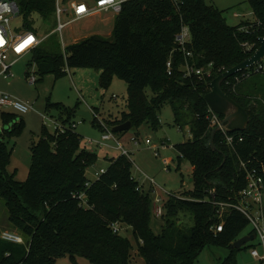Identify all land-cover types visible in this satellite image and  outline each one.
Masks as SVG:
<instances>
[{
  "label": "trees",
  "instance_id": "trees-1",
  "mask_svg": "<svg viewBox=\"0 0 264 264\" xmlns=\"http://www.w3.org/2000/svg\"><path fill=\"white\" fill-rule=\"evenodd\" d=\"M14 1L22 28L40 35L42 29L34 23L37 15L50 26L46 34L55 29L56 0ZM247 2L253 19L231 26L225 10L205 0H129L114 15L109 38L93 34L65 46L64 53L44 41L32 50L31 65L41 77L46 73L62 76L66 66L101 71L103 86H108L113 76L124 80L126 111L105 119L110 128L130 121L131 128L145 123L157 129L159 111L167 104L173 125L189 129L188 139L174 148L177 167L183 158L192 168V188L184 190L183 196L168 197L160 216L163 224L155 233L150 225L155 215L153 197L132 176L130 158L121 154L109 159L104 172L89 180L86 168L96 161V154L81 147V136L72 126L77 108L49 101L45 112L58 117L62 129L50 133L43 126L40 137L30 145L28 176L17 181L6 169L11 149L4 140L20 135L24 122L15 113L0 111V198L8 223L23 238V243H14L0 237V264H54L62 257L73 264L76 257L92 264H134V248L144 264H192L207 245L228 247L229 255L219 264L235 263L232 243L249 222L234 208L220 210L219 203L235 202L244 187L239 159H264V74L250 72L234 89L225 84L234 76L221 84L249 115L243 131L231 132L243 136L235 150L225 144L218 130L212 138L215 147L210 146L204 95L214 77L251 56L259 46V37L264 36V0ZM183 27L189 32L185 47L191 57H185L175 40ZM246 42L252 45L250 50L243 46ZM185 59L194 67L211 64L210 76L185 75L181 67ZM95 119L92 116L90 122ZM96 126L103 130L100 124ZM81 191L85 204L73 196ZM113 223L119 224L120 232L113 231ZM218 224H222L221 231L215 229ZM125 226L133 240L123 234Z\"/></svg>",
  "mask_w": 264,
  "mask_h": 264
},
{
  "label": "rangeland",
  "instance_id": "rangeland-1",
  "mask_svg": "<svg viewBox=\"0 0 264 264\" xmlns=\"http://www.w3.org/2000/svg\"><path fill=\"white\" fill-rule=\"evenodd\" d=\"M87 4H92L94 0H83ZM207 4L216 6L224 11V17L227 24L233 26L242 20H252L253 12L251 5L247 0H205ZM67 4L62 3L65 8ZM113 14L97 12L84 18L71 21L72 16L64 12L61 14V21L66 23L61 32L50 30V26L42 23L39 16H34V23L42 29L40 34L41 42L54 43L59 51L64 53V47L74 43L78 39L93 34L109 38L113 28ZM57 25V21H56ZM22 18L15 17L10 22L13 32L21 29ZM56 28V27H55ZM55 33V34H54ZM54 34L48 39V37ZM45 35V36H44ZM76 41V42H77ZM34 65H31V54L28 53L19 59L12 67L13 77H0V92L7 93L12 97L26 102L30 105L25 113H19L11 110L17 116L23 119L24 128L20 135L15 138L4 140L11 149L7 171L14 175L17 181H25L28 176L31 162L30 145L36 141L40 135L43 126L48 132L52 133L55 128L54 123H60L58 117L45 112L47 101L59 103L68 107H75L77 110H88L95 117L94 123L83 120L79 116H74L72 122L76 125V131L81 136V147L87 151H93L96 154V161L86 168V177L94 178L95 172L100 167H107L108 159L118 157L121 151L106 146L99 147L87 143L88 139L99 140L102 131L96 126V123H105L107 118L119 117L123 111H126L125 100L127 98V84L124 80L115 76L112 77L108 86L100 84L101 71L87 67H64L65 74L55 77L53 73H46L42 77L39 74H33ZM33 74L37 81L34 84L28 82V74ZM149 93V90L146 89ZM0 110L6 111V108L0 106ZM10 109H8L9 111ZM55 113V112H54ZM160 125L157 129H152L147 124L140 125L137 129L130 128L125 131L122 143L126 148H133L130 151L129 158L132 161V176L139 182H145L146 178H152L156 189L151 196H159L160 206L171 195L183 196L184 190L192 188L190 174V164L187 160L181 158L179 167H177L178 153L174 146L185 141L189 137L188 127L179 130L173 125V116L170 107L165 104L161 107L159 114ZM136 136L138 145H133L131 137ZM128 138H131L129 141ZM145 139L151 141L150 145L145 143ZM161 142L167 144V149H159V155L155 156L153 147L159 146ZM111 143V142H109ZM169 146V147H168ZM169 157L171 160L170 170H164L163 160ZM149 182V181H146ZM143 189H148V183H145ZM164 210H162V213ZM0 222L7 224V212L3 200L0 198ZM163 220L153 215L150 225L155 233L160 232ZM7 231H14L8 227ZM252 231L250 224L240 233V237L248 235ZM15 232V231H14ZM123 234L130 240L132 239L131 230L124 227ZM256 249L259 256L263 254V247L258 238H254L241 248L234 251V264H264L259 257H253L251 250ZM230 249L225 246L207 245L204 247L192 264H219L229 255ZM133 263L144 264L143 260L137 255L136 248L132 251ZM78 264H92L84 257H76Z\"/></svg>",
  "mask_w": 264,
  "mask_h": 264
},
{
  "label": "built area",
  "instance_id": "built-area-1",
  "mask_svg": "<svg viewBox=\"0 0 264 264\" xmlns=\"http://www.w3.org/2000/svg\"><path fill=\"white\" fill-rule=\"evenodd\" d=\"M127 1L129 0H94V2L89 5L83 0H67L65 3L67 5L63 8L61 6L63 3L62 0H56L55 16L57 25L55 29L61 32L65 27L66 23L61 21V14L64 12H67L72 16L71 21L84 18L97 12L112 13L113 15H116L121 11L122 5ZM174 1L176 2V0ZM17 16H19V8L14 0H0V77L4 79L13 77V73L11 71L12 65L22 56L30 53L41 42L40 36L32 30H27L22 27L17 30V32H13L11 30L10 22ZM175 40L178 49L184 53L185 57H191V52L186 50L185 47L186 43L189 41V32L186 27H183L181 32L176 34ZM243 46L246 50H250L252 47V45L247 42L244 43ZM11 56L14 57V59H11ZM166 67L167 72L170 73L171 60L166 62ZM181 67L183 68L184 74L188 76L192 74L198 76L199 78L210 76L211 64H208L206 68L194 67L187 61V59H185V62L181 65ZM244 71L246 72H243L240 75H233L234 78L232 80L225 81V84L234 89L235 85L240 82L242 78L249 75L250 72H259L264 74V60ZM33 74H35L34 70ZM33 74H28V82L31 84H34L37 81ZM0 106L19 113L27 112L30 107L28 103L20 101L4 92H0ZM208 123L210 129L218 127L217 130L222 133L225 144L231 149L235 150L236 146L243 141V136L227 132L221 125V118L219 115L212 111L209 107ZM100 125L103 129L100 139H88L87 143L103 147L109 146V142H111L113 147L120 150L123 155L129 157L130 151L125 148L117 135L112 131V128L106 126L104 122L100 123ZM72 126L76 127L75 123ZM53 127L55 129H62L60 123H54ZM131 138L133 140V145L139 144L136 136ZM145 143L150 145L151 141L149 139H145ZM166 147L167 144L165 142L160 143L159 146H154V155L158 156L159 149ZM163 163L164 170L168 171L170 169V160L164 159ZM239 163L240 167L244 170V187L238 192L235 202L219 203L220 210L231 207L240 211L245 216L252 227L254 238H258L259 243L263 247V254L261 256H259L256 249H252L251 254L253 257H259L261 261H264V159L250 156L246 160L239 159ZM104 170L105 169H99L96 171L95 177L97 178L104 172ZM89 184L90 182L88 181L85 185L89 186ZM73 196L85 204L84 192H75L73 193ZM160 202L161 199L158 196L153 197L152 210L157 217L161 216L163 210L160 206ZM112 228L115 233L121 231V228L117 223H113ZM221 228L222 224H218L215 227L216 231H221ZM0 237L6 241L23 243V238L14 232L1 231Z\"/></svg>",
  "mask_w": 264,
  "mask_h": 264
},
{
  "label": "water",
  "instance_id": "water-1",
  "mask_svg": "<svg viewBox=\"0 0 264 264\" xmlns=\"http://www.w3.org/2000/svg\"><path fill=\"white\" fill-rule=\"evenodd\" d=\"M259 46L254 51V53L242 60L240 63L235 66L223 71L216 77H214L210 83V90L204 95V99L208 107L221 115V125L227 132H236L243 131L249 121V115L247 111L236 103L232 98H230L222 89V82L227 78L235 75L238 72L244 71L257 63L264 60V36L259 37ZM76 116L88 120H92V114L88 110H77L75 113ZM131 128V122L125 121L123 123L117 124L112 127L113 132H125ZM218 127L212 128L210 130V146L215 147L212 138ZM2 128L0 127V135ZM1 142V137H0ZM192 179H190L191 181ZM254 239V234L244 235L233 241V246L236 249L241 248L244 244Z\"/></svg>",
  "mask_w": 264,
  "mask_h": 264
},
{
  "label": "crops",
  "instance_id": "crops-1",
  "mask_svg": "<svg viewBox=\"0 0 264 264\" xmlns=\"http://www.w3.org/2000/svg\"><path fill=\"white\" fill-rule=\"evenodd\" d=\"M113 19H114V16H113ZM54 30H55V29H54ZM54 30H53V31H54ZM45 35H47V34H45ZM45 35H44V36H45ZM96 35H98V34H96ZM110 35H111V33H110ZM39 36H40V38L42 37L41 35H39ZM88 36H90V35H88ZM88 36H85V37H83V38H86V37H88ZM81 39H82V38H81ZM78 40H80V39H78ZM76 41H77V40H76ZM76 41H75V42H76ZM75 42H74V43H75ZM31 52H32V51H31ZM31 52H30V54H31ZM22 57H23V56H22ZM22 57H21V58H22ZM21 58H20V59H21ZM11 59H14V57L11 56ZM18 60H19V59H18ZM18 60H17V61H18ZM17 61H16V62H17ZM16 62H15V63H16ZM15 63H14V64H15ZM14 64H13V65H14ZM13 65H12V66H13ZM0 111H2V110H0ZM10 111H11V110L8 111V109H7L5 112H10ZM0 127H1V126H0ZM117 137H118V138L120 139V141H121L122 138L125 137V135H124V134H120V135H117ZM129 140H130V138H128L127 141H129ZM121 142H122V141H121ZM161 143H162V142H161ZM122 144H123V143H122ZM123 145H124V144H123ZM124 146H125V145H124ZM106 147L116 149L115 147H113V144H112V143H110L109 146H106ZM168 147H169V146H168ZM125 148H126V147H125ZM126 149H128L129 151L133 150V148H126ZM160 149H161V148H160ZM162 149H167V147H166V148H162ZM117 150H118V149H117ZM113 158H114V157H111V158H109V159H113ZM115 158H116V157H115ZM109 159H108V160H109ZM165 159L170 160L169 157H165ZM108 163H109V161H108ZM170 164H171V160H170ZM105 168H106V167H100L99 169H105ZM169 170H170V169H169ZM191 171H192V168L190 167V174H191ZM95 178H96V177H94V178H92V179H90V178H88V179H89V180H94ZM190 179H191V178H190ZM190 179H189V181H190ZM145 180H146V181H149V182H146V181H145V182H139V181H138L139 184H140V186H141V188L143 189L144 184H145V183H148V189H147V191H150V192L152 193V192L156 189V187H155L156 185H155L154 180H153L152 178H148V177H147ZM143 190H144V189H143ZM153 193H154V192H153ZM154 196H155V195H154ZM154 196H153V197H154ZM157 196H158V195H157ZM158 197H159V196H158ZM159 198H160V197H159ZM8 227H11L9 223H7V224H3V223L0 222V231H7ZM12 232H14V231H12ZM14 233H16V232H14ZM54 264H73V263L69 260L68 257H62V258L57 259V260L55 261ZM76 264H78L77 261H76Z\"/></svg>",
  "mask_w": 264,
  "mask_h": 264
}]
</instances>
